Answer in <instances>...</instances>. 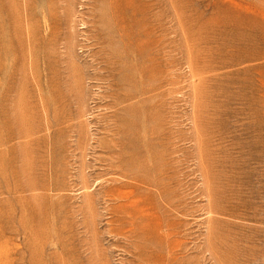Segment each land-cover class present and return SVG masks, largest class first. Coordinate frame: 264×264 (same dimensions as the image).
I'll list each match as a JSON object with an SVG mask.
<instances>
[{"label": "rangeland", "instance_id": "374dc122", "mask_svg": "<svg viewBox=\"0 0 264 264\" xmlns=\"http://www.w3.org/2000/svg\"><path fill=\"white\" fill-rule=\"evenodd\" d=\"M0 264H264V0H0Z\"/></svg>", "mask_w": 264, "mask_h": 264}]
</instances>
